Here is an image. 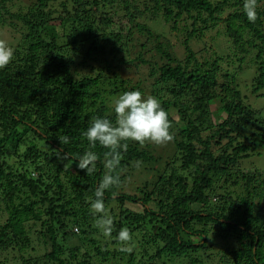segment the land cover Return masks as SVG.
Listing matches in <instances>:
<instances>
[{"label":"trees","instance_id":"obj_1","mask_svg":"<svg viewBox=\"0 0 264 264\" xmlns=\"http://www.w3.org/2000/svg\"><path fill=\"white\" fill-rule=\"evenodd\" d=\"M7 1L0 38L10 32L16 43H7L14 58L0 69V211H10L0 221V264H202L217 254L219 264H264V168H237L264 147V126L236 81L249 61L251 92L264 88V0L255 23L244 0H60L57 8L31 0L16 11ZM151 21L183 32L181 54ZM212 31L230 53L195 47ZM131 67L139 80L126 85L120 70ZM135 90L169 114L174 153L159 165L154 144L129 142L121 181L139 168L154 173L137 194L122 185L105 192L108 238L88 203L108 149H93L100 160L92 175L56 152L82 155L92 117L114 121L115 100ZM61 135L70 142L61 145ZM122 227L131 230V253L119 251Z\"/></svg>","mask_w":264,"mask_h":264},{"label":"clouds","instance_id":"obj_2","mask_svg":"<svg viewBox=\"0 0 264 264\" xmlns=\"http://www.w3.org/2000/svg\"><path fill=\"white\" fill-rule=\"evenodd\" d=\"M258 0H244L243 12L251 23H255L258 17ZM14 58V49L5 40L0 39V69L7 67ZM113 110L115 120L107 117L94 116L89 126L82 135L89 144V149L82 155L70 157L67 152L57 150L56 156L61 161L73 159L76 167L87 175H92L97 170V162L100 156L95 149L97 145L108 149L103 154V164L106 169L99 181L94 198L89 197V210L95 219L94 226L103 236L111 238L114 231V223L105 204V192L122 184L119 171L122 153L128 150L129 142H138L141 145L152 143L166 145L175 139L171 131L169 114L161 106L157 97H144L139 90L125 91L114 102ZM61 145L68 144L70 138L67 135L58 137ZM71 167V165H64ZM135 166H139V162ZM115 195V194H113ZM10 211H0V221L8 217ZM116 240L120 243L119 251L131 253L133 237L131 230L122 227Z\"/></svg>","mask_w":264,"mask_h":264},{"label":"rangeland","instance_id":"obj_3","mask_svg":"<svg viewBox=\"0 0 264 264\" xmlns=\"http://www.w3.org/2000/svg\"><path fill=\"white\" fill-rule=\"evenodd\" d=\"M31 0H10L6 2V5L12 10L16 11L17 6L16 2L23 3L27 2L29 3ZM60 0H55V6L54 8H57V4ZM30 4V3H29ZM28 5V4H27ZM56 15V14H55ZM150 26L152 29L156 32L163 33L164 36L161 38L163 43L171 44L173 47V51L175 54H181L182 50L179 47V43L182 40L183 32H177L174 30H170V28L165 25L162 21H156L150 22ZM2 31H5V29L1 28V35L4 34ZM10 32H5L4 37H7V43H16L14 39L9 36ZM138 36V35H136ZM3 37V38H4ZM3 38H0L3 40ZM8 38H11L10 40ZM135 42V41H134ZM136 43V42H135ZM170 45V46H171ZM134 49L131 52H137L138 49H140L137 45H134ZM172 47H168V50L171 51ZM195 47H205L208 51L215 50L220 55L225 56L226 54L230 53V51L227 49L226 39L221 34L216 33V31L212 32H206L205 36L202 38V41H199L198 45H195ZM128 48L130 49V45L128 44ZM227 49V50H226ZM131 51V49H130ZM178 52V53H177ZM145 56H147V53H144ZM223 60L222 62H224ZM242 70H239L236 73V81L239 83V89H241L242 93L246 95V103L251 107L252 110H255V114L257 117H260L263 121L264 126V88L261 89L257 94L251 92L250 83L252 82V79L255 75V64L252 62L246 61L242 63ZM223 68H229L226 65L223 64ZM136 67H131L130 71L121 69L120 75L122 77H129L130 81L126 83V85L135 84L138 82V74H136ZM114 105V104H113ZM113 105L111 107H113ZM212 110H214V106H212ZM214 116L216 115V111H213ZM155 145V144H154ZM156 146V152L159 154L158 156L161 157L162 161L158 162L159 165H161V162H165L168 157L172 156V145L170 143L166 145H155ZM264 147L258 146L256 149H254V152L249 153V155L240 158L238 161V167L241 169V171H253L256 169H263L264 168ZM124 172V171H123ZM154 171H149L146 168L145 169H137L136 171H133L126 175L122 180V186L120 188V191L126 192L128 194L138 193V185L143 181L144 179L151 178ZM139 245V244H138ZM217 254V253H216ZM219 254L212 255L209 258H204L202 264H219ZM175 264H183L180 261H175ZM221 264H230V261H224ZM232 264V263H231Z\"/></svg>","mask_w":264,"mask_h":264}]
</instances>
